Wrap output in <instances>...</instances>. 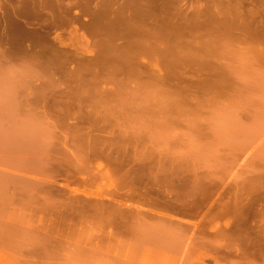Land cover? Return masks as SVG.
Masks as SVG:
<instances>
[{"label":"rangeland","instance_id":"obj_1","mask_svg":"<svg viewBox=\"0 0 264 264\" xmlns=\"http://www.w3.org/2000/svg\"><path fill=\"white\" fill-rule=\"evenodd\" d=\"M2 1L0 264H264V0Z\"/></svg>","mask_w":264,"mask_h":264},{"label":"bare ground","instance_id":"obj_2","mask_svg":"<svg viewBox=\"0 0 264 264\" xmlns=\"http://www.w3.org/2000/svg\"><path fill=\"white\" fill-rule=\"evenodd\" d=\"M5 1H9V0H5ZM29 1H30V0H29ZM29 1H28V2H29ZM34 1H36V0H34ZM45 1H46V0H45ZM50 1H51V0H48V1H46V2H47V3H46V2H43V0H42V2H43L42 4H44V3L48 4ZM57 1H58V0H57ZM100 1H101V0H100ZM113 1H114V0H113ZM123 1H125V0H123ZM123 1H122V2H123ZM127 1H128V0H127ZM131 1H132V0H131ZM131 1H128V2L130 3ZM133 1H136V0H133ZM181 1H183V0H181ZM190 1H191V0H190ZM192 1H193V0H192ZM195 1H196V0H194L193 2H195ZM200 1L202 2V0H200ZM208 1H209V0H208ZM227 1H228V0H227ZM227 1H226V2H227ZM10 2H11V1H10ZM31 2H33V0H32ZM38 2H39V3H38ZM101 2H103V1H101ZM117 2H119V0H118V1L115 0L114 3L118 4ZM125 2H126V1H125ZM140 2H141V1H139V3H140ZM193 2H192V4H193ZM197 2L200 3L199 0H198ZM197 2H196V5H197ZM210 2H211V1H210ZM219 2H222V0H221V1L219 0ZM238 2L240 3V1H238ZM2 3H4L5 6L7 5V4L4 2V0L2 1ZM8 3H9V2H8ZM37 3H38L39 5H41V0H40V1L38 0ZM51 3H52V2H50V4H51ZM54 3H55V4H54ZM108 3H109V2H108ZM133 3H134V2H133ZM133 3H132V4H133ZM135 3H137V6H139V8H140V4H141V3H140L139 5H138V2H137V1H136ZM190 3H191V2H190ZM32 4H36V2H34V3H32ZM61 4H62V3H61V1L59 0V4H58V5H61ZM122 4H124V2H123ZM0 5H3V4H0ZM48 5H49V4H48ZM54 5H56V7H57L56 1L54 2V0H53L52 6H54ZM135 5H136V4H135ZM194 5H195V4H194ZM41 6H42V5H41ZM113 6H114V5L112 4V8H113ZM137 6H136V7H137ZM7 7H8V6H7ZM11 7H12V5H11ZM13 7H14V6H13ZM58 7H59V6H58ZM14 8H15V7H14ZM190 8H191V6H190ZM1 9H3V7H2ZM4 9H6V8L4 7ZM10 10L13 11L11 8H10V9L8 8V12H11ZM198 10H199V9H198ZM198 10H197V11H198ZM14 11H15V9H14ZM140 11H141V10H140ZM194 11H196V10H194ZM197 11H196V12H197ZM6 12H7V10H6ZM17 12H18V11H17ZM19 12H20V11H19ZM136 12H137V11H136ZM191 12L194 13L192 9H191ZM198 13H199V12H198ZM198 13H196V14H198ZM56 14H57V13H56ZM125 14H126V13H125ZM129 14H130V13H129ZM16 15H17L16 12H15L13 15L11 14V16H16ZM1 16L4 17V15H1ZM18 16H19V14H18ZM126 16H127V15H126ZM130 53H131V52H130ZM177 53H178V52H177ZM179 54H180V53H179ZM179 54H178V56H179ZM182 54H183V53H182ZM124 55H125V54H124ZM124 55H121V56H124ZM174 55H176V54H173V56H174ZM187 55H188V54H187ZM185 56H186V55H185ZM124 57H125V56H124ZM127 57H128V56H127ZM174 57H175V56H174ZM176 57H177V56H176ZM183 57H184V56H183ZM188 59H189V58H188ZM128 71H129V70H128ZM132 74H133V73H132ZM129 76H130V75H129ZM132 76H134V75H132Z\"/></svg>","mask_w":264,"mask_h":264}]
</instances>
